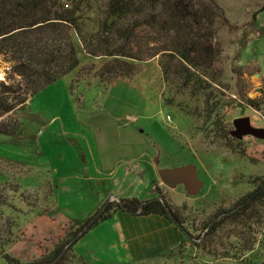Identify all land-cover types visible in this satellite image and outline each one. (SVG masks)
<instances>
[{"label": "rangeland", "instance_id": "374dc122", "mask_svg": "<svg viewBox=\"0 0 264 264\" xmlns=\"http://www.w3.org/2000/svg\"><path fill=\"white\" fill-rule=\"evenodd\" d=\"M213 1L225 11L215 25L223 52L215 66L222 70V86L215 89L218 97L212 101L219 106L214 111L233 132L240 116H249L252 125L264 131L263 111L248 101L260 97L264 88V0ZM103 4L85 3L86 32L98 25ZM77 51V69L36 93L28 111L12 114L20 122L19 134H0V194L8 200L0 205V231L12 233L7 251L24 263L37 262L63 243L78 223L104 208L112 191L118 201L153 198V184L137 190V184L121 181L118 192L105 170L98 173L95 167L92 130L119 136L130 129L140 136L154 167L195 166L203 183L197 193L190 194L182 183L160 187L192 238L161 217L113 212L89 229L74 250L88 264H264V206L245 226L221 227L213 255L196 244L217 211L253 190L252 177H264V133L237 135L231 147L215 137L218 127L207 118L205 95L187 89L182 80L166 78L159 56L117 61L91 57L81 45ZM121 60L126 65L120 69L127 73L119 69L109 81L99 77L106 64ZM11 67L0 54V80L12 78ZM169 98L173 104L166 102ZM99 176L107 178L104 185L111 190L103 196L91 189L96 186L91 177ZM16 184L22 186L20 192L9 190ZM0 264L9 263L0 257Z\"/></svg>", "mask_w": 264, "mask_h": 264}, {"label": "trees", "instance_id": "16d2710c", "mask_svg": "<svg viewBox=\"0 0 264 264\" xmlns=\"http://www.w3.org/2000/svg\"><path fill=\"white\" fill-rule=\"evenodd\" d=\"M86 2L90 0H0V54L12 63V78L0 80V134H19L20 122L12 114L28 111L36 93L77 69L80 65L77 48L81 45L91 57L104 56L117 61L120 58L147 61L159 56L166 78L182 80L187 89H198L205 95L207 118L218 127L214 136L231 147L232 139L238 136L214 111L219 102L212 101L218 97L215 89L222 86V70L215 66L223 48L217 40L215 25L219 17L225 16L224 9L213 0H104L98 25L86 32L83 26L89 21L84 13ZM117 61L106 64L99 71V77L109 81L108 76L126 65L124 60ZM120 70L127 73L124 68ZM261 92L260 97L248 98V101L264 114V88ZM166 102L173 104L170 98ZM241 153L259 160L251 152ZM251 180L254 189L232 207L217 211L204 226L203 236H198L202 238L196 244L202 243V249L209 254L213 255L218 248L214 239L221 227L245 226L250 219L260 216L264 206V177L254 176ZM21 189L16 184L9 190L17 193ZM21 197L28 202L25 193ZM7 203L1 193L0 205ZM113 212L161 217L192 238L181 214L156 186V196L150 199L111 200L83 223H78V228L63 243L37 262L24 263L10 254L7 246L12 242V233L10 229L1 230L0 257L9 264H88L74 247L89 229Z\"/></svg>", "mask_w": 264, "mask_h": 264}, {"label": "crops", "instance_id": "0c3cea01", "mask_svg": "<svg viewBox=\"0 0 264 264\" xmlns=\"http://www.w3.org/2000/svg\"><path fill=\"white\" fill-rule=\"evenodd\" d=\"M127 116L132 115L127 114ZM91 135L94 138L91 154L97 172L100 173L105 170L106 175L111 178V183L118 192H120L118 188L121 181L128 182L130 185L137 184L140 186L137 190H140L142 185L150 188L153 184L151 191L156 196V186L162 187L164 185L157 171L159 167L153 166L147 156V148L143 147L137 132L127 129L118 136L117 133L111 134L104 129H93ZM125 162L128 163L125 164ZM121 163L124 165H120ZM116 167L119 168L115 169ZM89 180L90 178L87 179L88 184ZM91 180L94 181L93 184H96L94 187L91 186L94 194L103 196L105 192H111L104 185L108 181L107 178L99 176L91 177ZM110 196L112 200L116 198L113 191Z\"/></svg>", "mask_w": 264, "mask_h": 264}, {"label": "water", "instance_id": "95a60500", "mask_svg": "<svg viewBox=\"0 0 264 264\" xmlns=\"http://www.w3.org/2000/svg\"><path fill=\"white\" fill-rule=\"evenodd\" d=\"M234 126L236 128L234 133L238 136L244 133H252L255 135H261L264 133L263 130L252 125V120L249 116L237 117L234 120ZM157 165L155 164V166ZM157 171L160 179L163 181V184L168 188H174L178 184L182 183L190 194H195L203 185L202 181L198 177L196 168L193 165H184L172 168L164 167L158 168Z\"/></svg>", "mask_w": 264, "mask_h": 264}, {"label": "built area", "instance_id": "2783aa9c", "mask_svg": "<svg viewBox=\"0 0 264 264\" xmlns=\"http://www.w3.org/2000/svg\"><path fill=\"white\" fill-rule=\"evenodd\" d=\"M127 119L133 120L134 118L132 116H127ZM167 119L169 120L168 116H167Z\"/></svg>", "mask_w": 264, "mask_h": 264}]
</instances>
